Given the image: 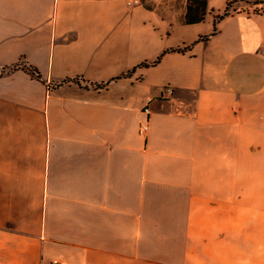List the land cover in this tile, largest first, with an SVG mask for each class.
<instances>
[{
  "label": "crops",
  "instance_id": "0c3cea01",
  "mask_svg": "<svg viewBox=\"0 0 264 264\" xmlns=\"http://www.w3.org/2000/svg\"><path fill=\"white\" fill-rule=\"evenodd\" d=\"M133 1L0 0V264H264V0Z\"/></svg>",
  "mask_w": 264,
  "mask_h": 264
},
{
  "label": "trees",
  "instance_id": "16d2710c",
  "mask_svg": "<svg viewBox=\"0 0 264 264\" xmlns=\"http://www.w3.org/2000/svg\"><path fill=\"white\" fill-rule=\"evenodd\" d=\"M230 9H231V3L228 2L226 10L222 14H220L218 16V18H223L226 15H228L229 12H230ZM207 10H208V0H188L187 10H186L184 21L186 23H194V22L202 21L206 17ZM179 50L180 51H184L185 48H180ZM160 59H161V57H159L157 60L152 61V62L145 61V62H143L141 64V66H149L151 64L158 63L160 61ZM19 68L30 70L31 72H33L36 75V77L38 79L44 81L43 76H42L40 70L37 67L32 66V65H22V63H20V62L16 63V64L7 65V66L2 67L1 70H0V75H3V74L8 73V72L15 71L16 69H19ZM134 70H135V68L132 69V70H129L128 72H126V73H124V74H122V75H120L118 77H116L115 79H118V78H121V77L131 76ZM73 80L78 82L79 84L83 85V82L80 79V77H75ZM66 81H69V80H66ZM109 83H110V81H108L106 84H101L100 87H105ZM58 85H60V84H57V86Z\"/></svg>",
  "mask_w": 264,
  "mask_h": 264
},
{
  "label": "rangeland",
  "instance_id": "374dc122",
  "mask_svg": "<svg viewBox=\"0 0 264 264\" xmlns=\"http://www.w3.org/2000/svg\"><path fill=\"white\" fill-rule=\"evenodd\" d=\"M258 0H228V2L231 3V10L232 9H255L258 10L261 7L259 5L254 6V2H257ZM236 2V3H235ZM252 3V4H251ZM187 10V8H186ZM2 67H0L1 70ZM28 70V69H27ZM33 73V72H32ZM4 75V74H3ZM1 76V75H0ZM173 92V91H172ZM147 124V123H146ZM145 125V124H144ZM149 126V125H148ZM145 130V129H144Z\"/></svg>",
  "mask_w": 264,
  "mask_h": 264
},
{
  "label": "built area",
  "instance_id": "2783aa9c",
  "mask_svg": "<svg viewBox=\"0 0 264 264\" xmlns=\"http://www.w3.org/2000/svg\"><path fill=\"white\" fill-rule=\"evenodd\" d=\"M138 1L139 0H134L133 2L138 3ZM165 90L167 92H169V93H171L173 91L172 87L169 86V85L165 87ZM148 127H149L148 124H145L144 125V129H148ZM51 264H66V263L62 259H60V258H54L52 260V263Z\"/></svg>",
  "mask_w": 264,
  "mask_h": 264
}]
</instances>
